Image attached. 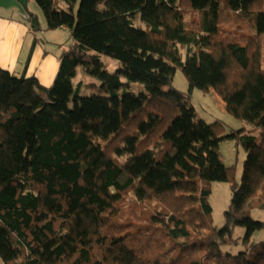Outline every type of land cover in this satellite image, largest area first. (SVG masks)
<instances>
[{"label": "trees", "instance_id": "16d2710c", "mask_svg": "<svg viewBox=\"0 0 264 264\" xmlns=\"http://www.w3.org/2000/svg\"><path fill=\"white\" fill-rule=\"evenodd\" d=\"M34 1L72 43L59 45L50 88L0 67L4 264H264V0ZM80 67L98 83L76 86ZM178 70L259 137L198 119L173 86ZM223 139L246 152L241 183ZM215 182L232 190L222 228Z\"/></svg>", "mask_w": 264, "mask_h": 264}, {"label": "rangeland", "instance_id": "374dc122", "mask_svg": "<svg viewBox=\"0 0 264 264\" xmlns=\"http://www.w3.org/2000/svg\"><path fill=\"white\" fill-rule=\"evenodd\" d=\"M30 10L34 11L38 15V20L41 26V29L37 32H33L38 35V37L42 39L53 38L54 36H50L47 34L48 30H46V17L42 10L38 6H30ZM190 19V18H188ZM138 22L140 26L146 27L145 24L141 21V18L138 17ZM232 22V21H231ZM230 22V23H231ZM137 23V24H139ZM233 23H231L232 26ZM234 25V24H233ZM235 29L237 32L243 34H255V28L251 26L240 24L239 27L232 26V29ZM58 35V34H57ZM58 38L62 42L72 43V41H67L69 39L68 34H60ZM262 67L264 69V37L262 39ZM48 47H51L48 44ZM184 60L187 58V47L184 46L181 49ZM100 60L104 64L106 70L113 72L120 67L118 61L112 59L111 57L100 55ZM80 81H83L87 86L92 83H98V81L85 74L83 72V68H79L78 76L76 77V86ZM173 86L178 91L186 94L189 99L191 106L195 109L198 119L205 121L207 124H212L214 122H222L226 131L225 135H229L233 131H239L241 129H245L249 133L253 134L256 137L260 135V129L253 123L247 121H241L232 116L226 109L225 103L220 99V97L214 92H205L203 90L195 89L190 92V83L182 70H178L173 78ZM145 91V86L138 83H133L130 92L135 94H140ZM96 94L95 91L90 90V88L85 87L82 90V96H91ZM220 154L222 161L227 167H233L235 169L237 180L241 183L242 174H243V165L246 160V152L245 150L237 144L235 140L231 139H223L220 142ZM232 198V190L230 183L227 182H215L212 185V196L210 199L211 206L213 208V213L211 215V222L217 228H222L225 225V212L228 210L230 202ZM254 218L256 220H260L264 222V212L255 211ZM261 237V235H259Z\"/></svg>", "mask_w": 264, "mask_h": 264}, {"label": "crops", "instance_id": "0c3cea01", "mask_svg": "<svg viewBox=\"0 0 264 264\" xmlns=\"http://www.w3.org/2000/svg\"><path fill=\"white\" fill-rule=\"evenodd\" d=\"M60 3L66 6L64 2ZM30 6H37L34 0L29 1L28 9L38 17L37 13L30 10ZM23 20L16 10L0 9V67L18 77H35L42 86L50 88L58 74L59 55L63 50L59 47L64 43L58 38L59 33L66 35L67 30L48 31L47 34L54 37L50 40L42 39L33 33L30 24ZM48 44L51 47H48ZM0 264H4L1 259Z\"/></svg>", "mask_w": 264, "mask_h": 264}, {"label": "water", "instance_id": "95a60500", "mask_svg": "<svg viewBox=\"0 0 264 264\" xmlns=\"http://www.w3.org/2000/svg\"><path fill=\"white\" fill-rule=\"evenodd\" d=\"M30 0H0V9L6 11L16 10L22 19L31 23V27L35 31L40 30V23L38 17L29 12Z\"/></svg>", "mask_w": 264, "mask_h": 264}]
</instances>
